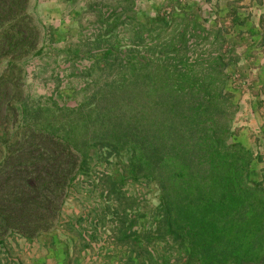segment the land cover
<instances>
[{
    "label": "trees",
    "instance_id": "16d2710c",
    "mask_svg": "<svg viewBox=\"0 0 264 264\" xmlns=\"http://www.w3.org/2000/svg\"><path fill=\"white\" fill-rule=\"evenodd\" d=\"M124 24L100 21L93 42L107 44ZM129 26V45L91 67V101L43 113L29 108L23 90L25 61L41 52V26L30 0H0V246L57 227L94 147L125 157L128 179L156 193L148 223L134 230L138 212L121 184L108 176V189L86 184L99 196L95 224L111 218L110 239L126 250L121 264H264V175L251 179L259 159L234 140L238 106L225 71L238 55L226 31L188 16L167 28L134 18Z\"/></svg>",
    "mask_w": 264,
    "mask_h": 264
},
{
    "label": "rangeland",
    "instance_id": "374dc122",
    "mask_svg": "<svg viewBox=\"0 0 264 264\" xmlns=\"http://www.w3.org/2000/svg\"><path fill=\"white\" fill-rule=\"evenodd\" d=\"M193 3V4H192ZM197 0H133L131 5H116L114 0H30V10L42 29L41 52L30 56L24 67V93L29 108L41 107L43 113L58 107L74 108L81 102L89 103L95 90L91 67L96 60L104 59L113 49H124L131 42V20L150 28L155 24L167 28L170 19L188 16L208 29L214 28L212 13L207 5H196ZM210 9V8H209ZM102 15L101 18L99 16ZM121 26L112 40L101 46L93 41L99 22L119 18ZM211 20V22H209ZM226 31V29H224ZM196 49L199 53L200 49ZM198 50V51H197ZM239 60V57H238ZM231 63L225 73L228 78L226 91L238 106L236 94L247 88L245 77ZM101 82H98V86ZM246 91V90H245ZM69 120L73 119L72 113ZM42 114V113H41ZM236 115L233 121L234 140L237 136ZM18 125L10 122L6 130L13 131ZM258 161L252 163L251 179L259 181L264 175V155L253 153ZM90 171L87 177H79L73 183L61 210L57 227L36 239L26 240L17 235L7 237L0 246V264H121L127 257L124 247L110 239V219L105 224H95L99 213L98 194L90 193L89 182L109 181L121 184V190L135 202L140 230L149 220L150 212L157 205L156 193L151 185L134 181L126 168V158L115 159L107 150L89 149ZM260 161V162H259ZM105 180V179H104ZM109 182V183H110ZM108 181L101 186L108 189ZM123 184V185H122ZM86 187L87 190L83 188Z\"/></svg>",
    "mask_w": 264,
    "mask_h": 264
},
{
    "label": "crops",
    "instance_id": "0c3cea01",
    "mask_svg": "<svg viewBox=\"0 0 264 264\" xmlns=\"http://www.w3.org/2000/svg\"><path fill=\"white\" fill-rule=\"evenodd\" d=\"M197 2L213 12L214 28L226 29V40L239 57L233 68L246 79L247 88L236 94V140L252 153L264 155V0Z\"/></svg>",
    "mask_w": 264,
    "mask_h": 264
}]
</instances>
